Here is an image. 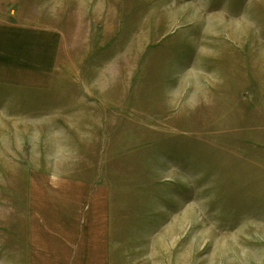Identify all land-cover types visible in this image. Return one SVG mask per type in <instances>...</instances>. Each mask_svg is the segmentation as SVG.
<instances>
[{"label": "rangeland", "instance_id": "1", "mask_svg": "<svg viewBox=\"0 0 264 264\" xmlns=\"http://www.w3.org/2000/svg\"><path fill=\"white\" fill-rule=\"evenodd\" d=\"M0 264H264V0H0Z\"/></svg>", "mask_w": 264, "mask_h": 264}, {"label": "crops", "instance_id": "2", "mask_svg": "<svg viewBox=\"0 0 264 264\" xmlns=\"http://www.w3.org/2000/svg\"><path fill=\"white\" fill-rule=\"evenodd\" d=\"M245 36V35H244Z\"/></svg>", "mask_w": 264, "mask_h": 264}]
</instances>
